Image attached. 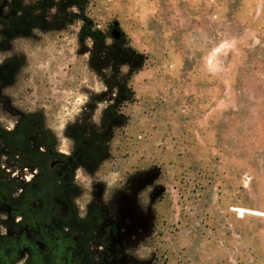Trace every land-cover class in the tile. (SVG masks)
I'll return each mask as SVG.
<instances>
[{"label": "rangeland", "instance_id": "obj_1", "mask_svg": "<svg viewBox=\"0 0 264 264\" xmlns=\"http://www.w3.org/2000/svg\"><path fill=\"white\" fill-rule=\"evenodd\" d=\"M86 14L146 56L124 116L102 122L113 94L88 66L81 21L0 52L21 58V104L43 111L62 148L72 121L100 127L108 153L90 178L138 180L133 206L152 225L138 261L264 264V0H89Z\"/></svg>", "mask_w": 264, "mask_h": 264}, {"label": "flooded vegetation", "instance_id": "obj_2", "mask_svg": "<svg viewBox=\"0 0 264 264\" xmlns=\"http://www.w3.org/2000/svg\"><path fill=\"white\" fill-rule=\"evenodd\" d=\"M17 38L0 37V52ZM20 65V56L0 59V264H153L133 256L152 227L134 213L138 180L120 175L110 188L90 178L108 153L100 127L72 121L62 148L43 111L21 104Z\"/></svg>", "mask_w": 264, "mask_h": 264}, {"label": "trees", "instance_id": "obj_3", "mask_svg": "<svg viewBox=\"0 0 264 264\" xmlns=\"http://www.w3.org/2000/svg\"><path fill=\"white\" fill-rule=\"evenodd\" d=\"M0 7V37L5 43L17 37L31 35L34 29L56 30L81 21L80 40L89 39L88 66L113 94L112 102L102 114V122L109 116H121V107L135 99L130 79L139 71L146 56L129 45L118 25L112 22L108 30L97 27L86 14L89 0H2ZM118 29V36L113 30ZM124 116V115H123ZM125 118L123 121L125 123Z\"/></svg>", "mask_w": 264, "mask_h": 264}, {"label": "water", "instance_id": "obj_4", "mask_svg": "<svg viewBox=\"0 0 264 264\" xmlns=\"http://www.w3.org/2000/svg\"><path fill=\"white\" fill-rule=\"evenodd\" d=\"M114 36H118V33L116 31L113 32ZM134 213H137V210L134 208ZM138 214V213H137ZM145 223L147 224L149 222V217L146 216L145 218Z\"/></svg>", "mask_w": 264, "mask_h": 264}, {"label": "bare ground", "instance_id": "obj_5", "mask_svg": "<svg viewBox=\"0 0 264 264\" xmlns=\"http://www.w3.org/2000/svg\"><path fill=\"white\" fill-rule=\"evenodd\" d=\"M239 211H241V209H239Z\"/></svg>", "mask_w": 264, "mask_h": 264}]
</instances>
